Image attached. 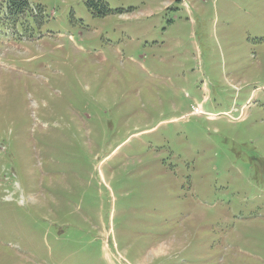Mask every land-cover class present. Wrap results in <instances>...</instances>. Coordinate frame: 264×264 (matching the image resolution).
I'll list each match as a JSON object with an SVG mask.
<instances>
[{
    "label": "rangeland",
    "instance_id": "1",
    "mask_svg": "<svg viewBox=\"0 0 264 264\" xmlns=\"http://www.w3.org/2000/svg\"><path fill=\"white\" fill-rule=\"evenodd\" d=\"M0 0V264H264V0Z\"/></svg>",
    "mask_w": 264,
    "mask_h": 264
},
{
    "label": "trees",
    "instance_id": "2",
    "mask_svg": "<svg viewBox=\"0 0 264 264\" xmlns=\"http://www.w3.org/2000/svg\"><path fill=\"white\" fill-rule=\"evenodd\" d=\"M105 7L103 0H97ZM8 5L14 13H22L29 8V0H8Z\"/></svg>",
    "mask_w": 264,
    "mask_h": 264
}]
</instances>
